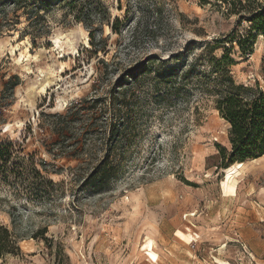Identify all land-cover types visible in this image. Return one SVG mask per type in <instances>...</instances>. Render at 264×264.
<instances>
[{"label":"rangeland","instance_id":"1","mask_svg":"<svg viewBox=\"0 0 264 264\" xmlns=\"http://www.w3.org/2000/svg\"><path fill=\"white\" fill-rule=\"evenodd\" d=\"M103 1L111 20L126 18L119 34L106 20L97 27L106 46L96 54L56 3L41 36L25 15L0 30V85L19 80L0 135L55 183L24 169L0 177V234L15 239L0 264H264V155L241 169L217 166L228 126L215 108L224 68L236 83L264 84V37L242 54L238 37H224L245 24L196 0ZM138 67L147 70L128 78ZM109 99L121 102L115 115ZM105 119L122 127V141L97 169L110 176L86 184L112 146ZM88 147L87 163L71 156Z\"/></svg>","mask_w":264,"mask_h":264},{"label":"trees","instance_id":"2","mask_svg":"<svg viewBox=\"0 0 264 264\" xmlns=\"http://www.w3.org/2000/svg\"><path fill=\"white\" fill-rule=\"evenodd\" d=\"M120 2V0H117ZM200 6L209 5L212 9L219 11L225 17L237 16L238 26L245 29L238 31L234 29L231 35H227L224 39H232L238 37L237 44L241 53L251 50L252 44L257 35L264 37V0H196ZM58 4L66 7L67 11L72 13L73 18L81 23L89 32L90 53L96 54L97 51H104L106 41L100 37L97 39V27L104 23L110 30L116 34L120 33V27L123 25L125 18L119 19L114 17L111 20L109 9L103 0H0V30L5 25H13L19 23L21 15H25L30 25L33 26L32 37L41 36L46 27H41L40 19L45 10L49 9L52 4ZM11 5V9L7 10V6ZM20 11V12H19ZM14 16L15 21L11 17ZM42 28V29H41ZM241 36L245 37L244 40ZM247 42V43H246ZM249 42V43H248ZM247 44V47H245ZM232 47V44L230 45ZM227 51V50H226ZM222 61L231 60L227 52L222 57ZM229 62V61H228ZM98 63L103 67L108 65L104 59H98ZM132 69L128 78L137 79L142 72L147 69ZM218 97L215 108L219 116L227 124V147H218L221 167H234L241 169L245 164L244 161L254 160L264 155V84L261 85L258 80L252 84L236 83L227 68L220 71L218 76ZM19 84L17 75H10L1 81L0 85V123L4 122L3 110L7 109L9 101L13 98V90ZM122 84H126L123 82ZM119 90V89H116ZM119 91L116 93L118 94ZM99 99H94L97 102ZM121 102H115L109 99L106 109L115 115L120 111ZM72 107H76L74 104ZM50 116L60 120L64 125L71 121L69 114H49ZM105 124L109 127L108 137H111L112 146L106 147V153L103 159L99 160L96 168L84 179L83 183H89L94 178V185L103 184L105 179L110 175L107 170L99 173V168H103L107 160H109L113 147L122 141L121 126L116 127L112 124V120H106ZM121 122H123L121 120ZM119 124V123H118ZM123 124V123H122ZM121 124V125H122ZM123 126V125H122ZM62 134V130L58 136ZM22 149V145L16 141L10 140L4 135H0V177L3 180L12 176L17 178L25 172L31 173L33 177L44 179L47 185H55V183L41 175L40 171L33 165L32 159L29 162V168L25 167V157L18 153ZM94 154L93 148L88 147L84 151H74L72 157L83 160L87 163L89 158ZM42 160V166L44 167ZM17 165L11 168L10 166ZM0 234V254L11 253L15 245V239L8 229H2Z\"/></svg>","mask_w":264,"mask_h":264},{"label":"bare ground","instance_id":"3","mask_svg":"<svg viewBox=\"0 0 264 264\" xmlns=\"http://www.w3.org/2000/svg\"><path fill=\"white\" fill-rule=\"evenodd\" d=\"M58 41H57V39H53V43L55 44V45H57L58 43H57ZM43 84H42V89H44V87H45V85H47L49 82H48V80L46 79V80H44V82H42ZM60 102H62V100L60 101Z\"/></svg>","mask_w":264,"mask_h":264}]
</instances>
